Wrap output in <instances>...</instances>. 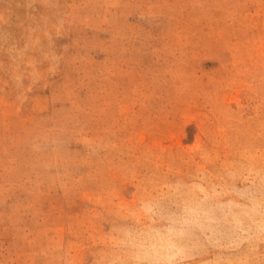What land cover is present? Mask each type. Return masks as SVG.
Returning <instances> with one entry per match:
<instances>
[{
	"label": "rangeland",
	"instance_id": "obj_1",
	"mask_svg": "<svg viewBox=\"0 0 264 264\" xmlns=\"http://www.w3.org/2000/svg\"><path fill=\"white\" fill-rule=\"evenodd\" d=\"M0 264H264V0H0Z\"/></svg>",
	"mask_w": 264,
	"mask_h": 264
},
{
	"label": "clouds",
	"instance_id": "obj_2",
	"mask_svg": "<svg viewBox=\"0 0 264 264\" xmlns=\"http://www.w3.org/2000/svg\"><path fill=\"white\" fill-rule=\"evenodd\" d=\"M148 211L151 212V209H148ZM181 251H182V250H181ZM178 254H179V253H177V255H178ZM173 258H174V257H173Z\"/></svg>",
	"mask_w": 264,
	"mask_h": 264
}]
</instances>
